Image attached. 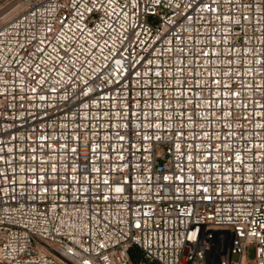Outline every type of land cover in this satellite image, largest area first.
I'll use <instances>...</instances> for the list:
<instances>
[{
  "label": "built area",
  "instance_id": "obj_1",
  "mask_svg": "<svg viewBox=\"0 0 264 264\" xmlns=\"http://www.w3.org/2000/svg\"><path fill=\"white\" fill-rule=\"evenodd\" d=\"M259 2L0 0V264H264Z\"/></svg>",
  "mask_w": 264,
  "mask_h": 264
},
{
  "label": "snow or ice",
  "instance_id": "obj_2",
  "mask_svg": "<svg viewBox=\"0 0 264 264\" xmlns=\"http://www.w3.org/2000/svg\"><path fill=\"white\" fill-rule=\"evenodd\" d=\"M216 2H217V0H212V4H215ZM212 4H204L203 7H204V9L208 10L209 12H216V11H218L217 9H215V8L212 7ZM255 6L258 7V8H260L261 12H264V0H260V2L257 3V4H255ZM189 7H191V5H189ZM89 11H90V10H89ZM65 19H66V18H65ZM224 19H225V20H228L229 17H224ZM41 43H43V42H41ZM38 51H39V52H42L43 49H38ZM67 54H68V53L65 52V55H67ZM149 63H151V62H149ZM36 71L39 72V66L36 67ZM156 75H159V73H157ZM38 83L43 84L44 81H43V80H40V81H38ZM84 83H87V82L85 81ZM213 83L219 85L221 82H220L219 80H215V81H213ZM51 91H56V89L53 88V89H51ZM92 91H93V90H92L91 88H89L87 91L81 90V95L87 97V96H89V93H91ZM181 95H185V94H184V93H181ZM216 95L219 96L220 93L218 92V93H216ZM231 95H232V96H238L239 93H231ZM40 98H41V99H44V97H40ZM65 100H68V97H65ZM81 106L84 107V108H87V107H88L87 104H83V103H82ZM261 115H264V113H262ZM121 127H123V128H127V124H124V125H122ZM154 127H155V128H159L160 125H159V124H156V125H154ZM261 127L264 128V125H262ZM180 136H181V137L183 136V133H182V132L180 133ZM39 139H40V141H47V140H48V137H47V136H42V137H40ZM75 139H76V140H79V137H76ZM118 139L121 140V141H123V140H125V137H124V136H118ZM143 139H148V137H143ZM49 147H50V145H49ZM62 147L67 148V145H66V144H65V145H62ZM176 147L179 148L180 145H176ZM262 147H264V146H262ZM70 151H71V152H76L77 149H76V148H71ZM93 151H95V149H93ZM258 158H261V157H258ZM0 159H3V157H0ZM21 159H23V157H21ZM33 159H36V157H33ZM120 159L122 160V159H123V156H121ZM187 159H188V160H192V156H188ZM228 159L231 160L232 157L230 156V157H228ZM235 159H236V160H240V156H239V155H236V156H235ZM32 171H36V169H32ZM52 171H53V172H56V171H57V169H56L55 166H53ZM93 171H97V169H93ZM40 179L42 180V179H44V178H43V177H40ZM71 179H72L73 181H75L76 177L73 176V177H71ZM164 179H165V180H170L171 178L165 176ZM177 179H181V178H180V177H177ZM33 183H35V181H33ZM104 183L107 184L108 181H104ZM65 187H67V185H65ZM262 187H264V185H262ZM114 190H115L116 192H122V191H123V189L120 188V187H117V188H115ZM43 191H44L45 193H47V192H48V189L45 188V189H43ZM204 191L207 192V189L205 188ZM104 199H108V197H104ZM136 226L139 227L140 225L137 224ZM85 264H88V262L85 261Z\"/></svg>",
  "mask_w": 264,
  "mask_h": 264
},
{
  "label": "rangeland",
  "instance_id": "obj_3",
  "mask_svg": "<svg viewBox=\"0 0 264 264\" xmlns=\"http://www.w3.org/2000/svg\"><path fill=\"white\" fill-rule=\"evenodd\" d=\"M246 254L249 259H253L255 255V247L253 245H249L247 247ZM130 260L132 264H138L142 260V255L134 247L131 249Z\"/></svg>",
  "mask_w": 264,
  "mask_h": 264
},
{
  "label": "water",
  "instance_id": "obj_4",
  "mask_svg": "<svg viewBox=\"0 0 264 264\" xmlns=\"http://www.w3.org/2000/svg\"><path fill=\"white\" fill-rule=\"evenodd\" d=\"M237 256L236 255H233V258H236Z\"/></svg>",
  "mask_w": 264,
  "mask_h": 264
},
{
  "label": "bare ground",
  "instance_id": "obj_5",
  "mask_svg": "<svg viewBox=\"0 0 264 264\" xmlns=\"http://www.w3.org/2000/svg\"><path fill=\"white\" fill-rule=\"evenodd\" d=\"M15 5H13L12 7H10V8H13Z\"/></svg>",
  "mask_w": 264,
  "mask_h": 264
},
{
  "label": "trees",
  "instance_id": "obj_6",
  "mask_svg": "<svg viewBox=\"0 0 264 264\" xmlns=\"http://www.w3.org/2000/svg\"><path fill=\"white\" fill-rule=\"evenodd\" d=\"M130 253H131V250H130Z\"/></svg>",
  "mask_w": 264,
  "mask_h": 264
}]
</instances>
